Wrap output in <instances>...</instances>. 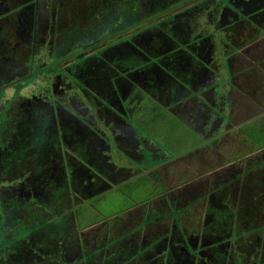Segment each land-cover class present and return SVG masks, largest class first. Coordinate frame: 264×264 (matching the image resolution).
<instances>
[{
  "label": "rangeland",
  "instance_id": "1",
  "mask_svg": "<svg viewBox=\"0 0 264 264\" xmlns=\"http://www.w3.org/2000/svg\"><path fill=\"white\" fill-rule=\"evenodd\" d=\"M0 1L3 5L2 8L5 11H10L6 12L8 15L6 21H9L8 25H10V28L13 26L14 29L11 31L13 38L10 42L8 40L9 43L6 46L8 50L5 54L7 59L0 58V67L3 69L11 67V63L18 61V59L24 62L21 70L18 68L14 72H9L8 68L6 75L0 74V86L6 85L33 71L34 73H31L28 79L25 78L28 82L25 92L29 90V84L32 83L35 92L42 90L41 98L46 100L43 96H48L47 100L49 102L51 101V83L49 81L54 80V75L51 72L55 70L56 74V71H58L56 68H51L52 63H59L67 67V63L74 60L73 58L70 59L71 61L54 60L55 54L61 57L68 52L67 56L77 53L81 47L83 48L84 44L90 41V35H102L104 37L113 29L121 30L128 26L125 30L118 33L122 34L115 37V39L139 30L140 33L136 42H139L142 47L155 46V44L151 43V40L157 27L144 28L150 26L153 21L141 22L137 26L138 28L136 25H132L146 16L147 12L143 10L144 8L141 7V4H147L148 0H140L138 2L140 11L133 10L132 4L127 2L128 0H55V3H50L52 2L51 0L47 5L53 4L55 8L56 2H58L59 10L65 13L66 18L62 17L57 22L56 18L53 17L51 28L43 27L45 31L51 33H45V43L36 47L34 61L31 62L30 60L31 46L29 38L27 46L17 45L20 48H17L16 54L19 50L17 56L21 54L22 56L14 60L13 56L11 57V53L15 40H17L14 33L16 32L17 22L12 13L13 10L18 9L15 7L17 3L13 2V5H7V1ZM208 1L204 3L206 10L208 5H210L207 11L200 12V8L189 11L191 15H186L188 17L184 19L187 20L188 24H193V30L186 33L187 41L193 44L194 35L207 33L202 36L204 38L198 46L201 47L209 42L211 49L206 55L208 66L204 71L202 80H200L201 82L196 84V88L187 86L186 89L188 90L189 88V92L184 91L188 98L178 103L181 108L168 107L165 105L168 104L167 99L165 100L164 98H161V101L159 100L160 104H158L157 99H153L148 92L133 83L130 87V92L135 98L133 111L125 114L126 118H122L131 128V131L125 132V128L120 131L126 135V138H122L120 143V145H124L121 149L122 152L116 150L114 143L110 140L109 131L113 124H105L104 116L100 119L97 118L96 123L99 127H103L105 140L111 147L109 156L107 153L108 160L110 163L115 164V166L107 164V171L109 174H113L117 166L118 169L116 175L114 173L115 177L113 180L116 183L124 182L108 190H105L110 187L106 182L98 185L97 191L89 190V187L86 189L76 187L83 190L82 198L84 199L102 191L101 195L97 196L98 199L95 198L97 200H91L92 206L83 214L85 220H79L80 215H76L81 225L73 226L72 229L67 231V236L73 240H78L80 236L85 240L81 246L85 253L88 251V247L93 244L91 248L97 247L96 251L105 256V258L97 259V262L93 264H111L108 260L114 254H123L124 257L131 258L135 250L136 252L139 250V253L143 250L138 249L142 244L150 246V251L147 249L145 251L148 255L153 252H157L159 255L162 251L161 248H163V242L161 241L157 244L154 239H170L172 235L168 236L166 232L176 229V223L183 225L187 235L193 232L196 234L202 233L204 222L207 218L208 201L211 196L212 204L223 207L222 203H229V208L232 212L234 211L236 215L243 214V219H239L242 221V232H246L250 226L257 228V230L262 229L261 223L264 222V209L262 211L260 206L255 205L262 202L264 206V169H261L263 164L261 166L259 164L264 161L262 158L264 146L261 147V143H264V122L262 124L263 133L259 135L260 137H256L257 139L255 140V143L260 144L257 145L259 148L256 150L254 140L248 134L247 129L244 130V126L249 120V116H255L252 119L253 121L264 120V84L258 83L264 77V36H262L264 32L260 35L262 37L260 39L251 37L249 32L255 33L254 28L251 27L256 24V21L253 19L245 20L238 14L236 15L237 22L233 27L239 30V33L241 29V33H248L249 35L247 34L246 37L240 38L235 36L236 38H234L232 35L236 34L235 30L232 29V33H226L228 27L224 23L227 18L224 16H227L229 8H233V2L237 3L236 0L228 1L229 4L224 0ZM242 1L245 2V0ZM226 4L227 7L224 9ZM48 11L49 13L51 12L50 9ZM223 11L224 16L221 18ZM241 18L246 28L241 26ZM17 19L19 21L24 20L22 18ZM164 22L167 23L168 20L160 21V23ZM165 25L169 26V24ZM30 26L31 24L28 25V28ZM243 29H246V31ZM5 30L6 27L4 26L1 32L4 33ZM221 31L225 32V35ZM176 32L179 33V29H176ZM84 34L87 36L85 39L82 37ZM255 39H258L256 40L258 44L247 45ZM43 45L44 53H42ZM4 46V42L0 40V50L4 49ZM194 47L197 48L196 46ZM121 48H123V45ZM115 50L112 48L109 52L107 50L105 52L110 53ZM96 51L98 49H88L82 54V57L91 52H93L91 54L93 55ZM129 53L130 51H125L123 57L128 58ZM99 56L102 57L104 55L100 52ZM228 57L229 59H227ZM146 58L148 60V57ZM25 61L27 67H25ZM181 65L183 64L181 63ZM103 68L106 69V65L103 64ZM47 70L51 72L45 75ZM79 73L78 70L74 73L78 76L76 80L70 74L64 75V79L74 85L78 84L81 88L82 81H77L81 80ZM180 73L176 71L174 76L180 79ZM21 81H24V79ZM173 81L178 83L175 78H173ZM261 81L262 83L264 82L263 80ZM96 83H100V85L95 84L92 86L96 88L98 93L105 85L108 89L111 88L108 83L102 87L104 83L101 80ZM202 85L211 86V90H203L202 93L199 90L195 92ZM16 87L17 85L13 82L0 89V145L4 143L3 133L6 134V130L8 129L9 131L10 127H13V125L10 126V123L13 122L6 120L4 117V108L8 106L14 107L13 110L6 109L8 111L7 114L11 118L14 116L18 118V114L21 113L19 106L21 101H23L22 98L8 101ZM68 88L70 92L73 90V87ZM87 90L91 93L94 92L90 85L87 86ZM167 90L169 89L164 90L160 96L164 97L166 92L168 98H170ZM190 91L198 95L188 94ZM31 92L32 90L30 89L27 94L30 95ZM214 93H216L215 96H218V98L214 97ZM66 95L67 92L62 96ZM228 102L230 105L227 104ZM85 104H87V101ZM223 113H226L227 117ZM57 120L60 122L58 118ZM55 126L58 127L59 124L55 123ZM251 129L254 128L249 126L250 134H253ZM213 132H219L222 137L213 141L217 137L216 135H214V138L209 137L213 135ZM247 137H249L250 142L247 139L245 140ZM78 143L76 141L75 145H73V147L76 146L74 153L71 151V142H66L64 148H67L66 150L70 149L71 154L74 156L76 161L75 170L82 166L83 169L88 167L91 171L92 166L90 164L77 161L82 156L90 157L91 154L87 150L86 144L81 145ZM104 166L102 164L105 169ZM60 167L57 168L60 169ZM66 167L68 168V166ZM22 170L18 168L12 175L19 178ZM147 170H152L148 172L150 176L144 173ZM87 171L89 170H86V174ZM57 172L55 173L57 174ZM141 172L145 175H142ZM74 176V179L77 180L78 176ZM222 183L225 184L222 185ZM75 185L74 183L73 186ZM222 186L225 187L220 193L217 187L220 188ZM94 189L96 188L94 187ZM15 191H18V189ZM20 193V196H22V192ZM252 196H256V201L252 202L251 200L249 202ZM248 203L249 207L252 208L249 213H247V209L243 208L245 205L248 206ZM147 207H150V209L146 210ZM171 208L175 210L176 215L171 214L173 211L170 213ZM158 212L160 214L163 213V215L158 214L159 216L157 215L158 217L153 222L146 221L148 217L154 218V215ZM72 224L74 225V223ZM158 229L161 232H157ZM122 233L124 237L120 238ZM257 233L256 231L253 234L254 236L250 238L248 234L242 237L243 239L248 238L243 243L244 248L248 247L249 250L247 260H250L257 252V245L255 246L252 241L254 238L256 239ZM63 241L68 242L66 245L68 252L65 255H70L72 261H77V258L81 256L79 252L81 247L75 243V246L70 247L74 244H71L72 242L69 239ZM240 242L238 244L239 247L242 246ZM105 243H108L109 246ZM104 245L105 247L102 248ZM85 246H87L86 249ZM40 252L45 253L44 250ZM106 254L108 257H106ZM232 256L234 254H231ZM150 257L154 258L156 256L153 254V256H148V258ZM134 259H130L128 264H132ZM145 259L147 258H142V260ZM230 259L232 258L221 259L220 264H227ZM62 262L63 260H58L57 258L54 263L63 264ZM139 262L144 261L139 259ZM77 264L84 263L79 262Z\"/></svg>",
  "mask_w": 264,
  "mask_h": 264
},
{
  "label": "trees",
  "instance_id": "2",
  "mask_svg": "<svg viewBox=\"0 0 264 264\" xmlns=\"http://www.w3.org/2000/svg\"><path fill=\"white\" fill-rule=\"evenodd\" d=\"M224 1L228 2V0ZM127 2L134 5L132 0H128ZM236 2L238 1L236 0ZM249 2H251V4L245 9V13L241 12L239 15L245 20L253 19L256 21V24H253L251 27L254 28L255 33L249 34L251 37L259 38L264 32V26H260L264 25V5L261 0H249ZM233 3L235 4V2ZM227 4H229V2ZM164 7H167V5H160L156 2L154 9L147 11V15L155 13ZM143 10L146 11L147 9L144 8ZM176 13L178 17L175 12L171 13L165 10L152 20V25H156L157 27L151 40V43L155 44V46H145L141 48L127 45L131 42H136L140 31L137 30L129 35H123L115 39V37L121 34H114L117 33L119 29H113L111 32L104 35V37H106L114 34L104 46L99 47L102 45V41L96 45V41L104 38L102 35H93L95 37L90 35V41L86 43L98 49L96 53L101 52L104 56L100 57L98 54H90L85 57L74 55L76 60L68 65L67 69L62 67L59 63L55 64V62L52 63L53 65L51 68H56L58 70L56 73L60 75H73L72 77H74L75 80L77 75H74V73L76 68H78L79 74L81 75L79 78H81V80L79 79L77 81H82L81 84L84 89L87 88L84 85L86 81L91 85L98 84L99 86L100 83L96 82L101 80L104 83L102 87H104L106 83L110 84V89L105 85L106 89L104 87L100 93H94L105 107L110 106V102L116 101V98L119 99L120 96L122 97L124 90H127V87H131L132 84L135 83L148 92L153 99H157L158 104H160L159 100L161 98L167 99L166 101L168 104L165 105L172 108L173 106L171 105L175 103L178 104L185 96L183 97V95L175 93L177 96L176 98H173L172 95L168 98L166 92L164 93V97H161L160 94L166 90L165 86L168 83L174 85L172 82L173 78L179 79V77L174 76V74L176 71L180 73L182 70L181 68L183 65H181L180 62L187 44L186 33L189 29L193 28L190 23L188 24L187 20H184L186 19L185 16H182L179 12ZM242 18L240 19L241 26L246 28ZM161 20H168V22L160 23ZM165 24H169V26ZM176 29H179V33L176 32ZM243 30L246 31V29ZM191 33H189V35H191ZM235 33L237 35H232L234 38H236L235 36H239V38L246 37L248 34L241 33V29V34L239 30H236ZM206 34L207 33H203L202 35L198 34L195 37L202 40L204 38L202 36ZM121 44H123V48H121ZM209 44L210 43L207 42L203 46L207 47ZM112 48L116 50L110 53L105 52V50L109 52ZM127 50L130 51L129 56L128 58H124V53ZM137 50L143 51L142 54H138L136 52ZM66 54L67 53H65V55ZM58 56L59 55L55 54L54 60L60 59L64 54L61 57ZM146 57H148V60ZM86 59L87 61H85ZM103 64L106 65V69L103 68ZM190 68L194 72L190 73L189 71L187 73L188 76L195 74L196 71V66L194 64ZM180 75L182 78L183 72L182 74L180 73ZM194 78L195 76L192 79ZM21 80L15 82L19 89L27 86L28 83L26 79H24V81ZM133 80H136V82ZM261 80L264 81V77H262ZM261 80L258 81V83L263 85L264 82L262 83ZM110 91L113 92L112 95H110ZM108 93L109 95H107ZM6 109L7 107L4 108V117L6 120L13 122L10 123V126L13 125V127H10L9 131L7 129L6 134L3 133L2 138L4 139V143L0 145V264H55L54 262L57 258L58 260H63V264H77L79 262L93 264L97 262V259L99 260L101 257L105 258V256H102L96 251L97 247L94 249L91 248L93 244L90 246L87 245L89 247L88 251L85 253L81 247L85 240L81 236L76 241L67 236V231L69 229H72L73 226L77 227L78 224L81 225L79 220H85L83 214L90 208V205H92L91 200L93 201L95 198L98 199V197L96 194H93L86 199L82 198L83 190L79 188H81L82 184H85V177L81 178V183H79L81 176L74 174L75 172L72 174L78 176L77 180L74 179V175L67 177L64 176L62 172L55 173V187L51 186V179L49 181V174L47 171L51 168L52 162L47 160V157L50 158L52 155L51 140L55 139V155L59 153L60 144L57 143L58 136H56L55 133V123L50 111L49 114L45 112L41 114V116L38 115L37 120L28 114L23 115L22 118L13 120L10 116H7ZM124 117L125 115L123 113L122 118ZM263 122L264 120H251L249 122L247 121L244 126V130L247 129L254 143L257 139L256 137H260L259 135L263 133ZM249 126L254 128L251 129L253 134H250ZM214 135L217 137L214 138ZM212 136L214 138L213 141H215L222 137V134L213 132ZM38 139L42 141L40 142ZM246 139L250 142L249 137L245 138V140ZM263 144L264 143H261V147L264 146ZM257 145L260 144H254L255 150L259 148ZM37 148L41 155H36V157H42L41 159L33 158L31 155L30 150ZM8 155H12L14 161L7 164L5 163V156ZM30 155V158H33L32 162H34L33 165L35 166H32L31 169L36 170L37 166L43 165L45 187L41 194L39 193L36 196H20L21 194L19 191H14L4 184H6L9 175L15 172L16 168L13 167L21 163L19 157H29ZM58 158H55V164ZM262 158L264 159V153ZM66 164L67 166H75L76 161H67ZM259 164L260 166L263 164L261 169H264V161H261ZM74 183L76 184L75 186H73ZM223 184L225 183H222V185ZM225 186L220 188L217 187L220 193H222ZM76 187L79 188L77 189ZM42 194L43 196H41ZM76 197H81V199L77 198V200H75ZM211 198L212 196L209 197L208 212L206 213L207 218L204 222L202 233L196 234L193 232L187 235L183 225L181 223H176V229L166 232V235H172L170 239H154L157 244L161 241L163 242V248H161L162 251L159 255L157 252L148 255L145 251L146 249L150 251V246H148V244H142L138 249L143 250L140 253L139 250H137V252L135 250L131 258L124 257L123 254H114L108 261L111 262V264H128L130 259L135 258L133 261L135 264H220L221 259L230 257L232 259H230L227 264H264V222L261 223L262 229L259 227L260 230L250 226V228H247L246 232H242V221L239 219H243V214L236 215L234 211L232 212L229 208V203H222L223 207L212 204L213 201ZM255 198L256 196H252L249 202H251V200L252 202L256 201ZM255 206H260L262 211L264 209L262 202L257 203ZM243 208L248 210L247 213L252 209L249 207V203L248 206L245 205ZM148 209H150V207L146 208V210ZM171 211L173 212L171 213ZM170 213L176 215L175 210L172 208ZM78 214L80 215L79 220L76 218ZM158 214L160 213H156L154 218L148 217L146 221L153 222L159 216ZM160 215H163V213ZM71 222L74 223V225ZM256 231L258 232L256 234L257 237L252 241L255 246L257 245V252L250 260H247L246 258L249 250L248 247L244 248L243 243H245L248 238L243 239L242 237L246 234H248L249 238L253 237ZM157 232L161 231L158 229ZM122 235L123 233L120 238L124 237ZM65 239H69V241L72 242L71 244L75 243L81 247L79 250L81 256L77 258V261H72L70 255H65V253L68 252L66 248L68 242L63 241ZM239 242L242 245L240 247L238 246ZM75 244L70 247L75 246ZM105 244L108 245V243ZM87 246H85V249ZM104 247L105 245L102 248ZM42 250H44L45 253L40 252ZM153 254L156 257L148 258V256H153ZM231 254H234V256L231 257ZM106 257H108L107 254ZM144 257L147 259L142 260ZM139 259L144 262H139Z\"/></svg>",
  "mask_w": 264,
  "mask_h": 264
},
{
  "label": "flooded vegetation",
  "instance_id": "3",
  "mask_svg": "<svg viewBox=\"0 0 264 264\" xmlns=\"http://www.w3.org/2000/svg\"><path fill=\"white\" fill-rule=\"evenodd\" d=\"M2 1H7L8 2L7 5L12 4L13 2L17 3L15 5V7L18 8L17 10H13V13H12V15L16 18V22H17V25L19 27L16 25V29H15L16 32H14V33L16 35L15 37L17 38V40H15V44H14V48H13L12 53H11V57L13 56L14 60L17 58H21L22 54L17 56L19 50L16 54L17 48H20V47H17V45L18 46H21V45L27 46L28 38H29L30 39V46H31L30 60H31V62L34 61V57L36 56V53H35L36 47L38 45L45 43L44 42V41H46V39L44 38V35H46L45 33H48V34L51 33L49 31H45L43 29V27L51 28V25H52L51 21L53 23V17L56 18L57 22H59L60 19H62V17L66 18L65 13L60 12L58 2H56L57 5L55 6V8L53 7V4L48 6L47 3L50 2L51 0H14V1L2 0ZM150 1H151V3H150ZM207 1L208 0H148L147 4H141L143 8L147 9L146 12L151 10V9L153 10L156 2L159 3L160 5H167V7H164L163 9H161L155 13H152V14L150 13L148 15L146 14V16L143 19H140L139 21L133 23L132 25H136V27H137V26H139V24L141 22L152 21L155 16L162 14L165 10H167V12H171V13L175 12L177 17H178V14L176 12H179V14H182V16H185V18H186V17H188L186 15H188V14L191 15L189 13V11H192V10L200 8V12H203L204 10L207 11L210 8V5H208V9L207 10L205 9L204 3H207ZM237 1H238L237 3L233 4V8H229V6H228L229 12H227V16H224V11H223V15L221 16V18L223 16L227 18V21L224 23V25H227V27H228L226 33L231 32L232 29L236 31V28L233 27V25L236 24V22H237L236 15L240 14L241 12L245 13V9L248 8V6L251 4V2H249V0H245V2H243L242 0H237ZM53 2L55 3V0H52V2H50V3H53ZM132 2L134 3V5H132V9L133 10L134 9L139 10L138 2H140V0H132ZM262 3L264 5V0L262 1ZM2 7H3V5H2V2L0 1V8L2 9L0 11V40L3 41L4 45H5L4 46L5 48L0 50V58L7 59V57L5 55L8 51L6 46L13 38L11 31L14 29H13V26L10 28V25H8L9 21H6V18L8 17L6 12H10V11H5V9ZM226 7H227V5H224V9ZM48 9L51 10L50 13H49ZM96 10L94 12H96ZM103 10H105V9H103ZM17 18H19V19L22 18L24 20L19 21ZM23 21H24V23H23ZM30 24H31V26L28 28V25H30ZM190 25L193 27V24H190ZM4 26L6 27V30L4 33H2L1 31H2ZM150 26H146L144 28H152V27H155L156 25L151 24ZM127 27L122 28L121 30H119L117 33H114V34L117 35L122 30H125ZM225 28H226V26H225ZM191 30H193V28L189 29V31H191ZM28 33H30V34L27 35ZM222 33L225 35V32H222ZM249 33H251V32H249ZM114 34L106 36V37H109L108 39H106V37H104L103 39H105V40L96 41V45H98L100 43V41H102L101 43L104 46V44H106V41L108 42L109 39L111 38V36H113ZM197 35H198V33H197ZM194 36H196V35H194ZM262 36H264V35H262ZM82 37L84 39L87 38L86 34H84ZM260 38H262V37H259L258 39H260ZM258 39L250 41L249 44H247V45L249 46V45H253V44H258V42L256 41ZM8 40H9V42H8ZM193 40H194L193 44H190V41H187V44L185 46V50L183 52V57L181 58V63L183 64L182 69L184 70V71L182 70V72H183L182 78L181 79L175 78L176 81L178 80V83H176L172 80L174 85L171 83H168L165 86L166 89H169L167 91L169 92L170 96L172 95L173 98L177 97L175 95V93H179V95L184 94V96H186L183 99H187L188 98L187 94H185V91L189 92V88H188V90L186 89L187 86L196 88V84L198 82H201L200 80H202V76L204 74V71H205V69H207L208 62L206 60V55L209 53V51L211 49V46H210L211 44L207 45V47L206 46L199 47L198 44L200 43L201 40L197 39V37H194ZM76 44H78V43H76ZM102 45L99 47H102ZM121 45H123V44H121ZM127 45H131L132 47L144 48L141 46V44L139 42H135V41L131 42L130 44H127ZM194 46H196L197 48H195ZM81 48L78 50L77 53L67 56L69 54V52H68L66 55H64L60 59L62 61H64V60H70L73 57V59H74L73 61H75L76 59L74 58V55L82 56V54L84 52H86L88 49H93L94 47L91 46L90 44H84L83 48L82 49ZM94 49H96V48H94ZM44 51H45V49H44V45H43L42 53H44ZM93 52H91L90 54H92ZM136 52L138 54H142L143 51L137 50ZM14 54H15V56H14ZM90 54H88V55H90ZM95 54L100 55V52L95 53ZM85 56H87V55H84V57ZM227 59H229V57ZM73 61H71L70 63H67V67ZM227 62H228V60H227ZM23 63L24 62L21 61V59H18V61L11 63V67H8L9 70H8V68L3 69L0 67V74L6 75L7 70L9 72H14V70L18 69V68H19V70H21L23 68ZM193 64L196 66V69H195L196 75L191 74L188 76L187 73L189 71H190V73L194 72L190 68ZM26 65H27V63L25 61V67H27ZM62 67L67 69L66 66H62ZM76 70H78V68H76ZM54 71L51 72V71L47 70L45 73V75H46V74L51 72L54 75V77H53L54 80L49 81V83H51L50 84V95H51V101L50 102L47 100L48 96H43V98L45 97L46 100L41 98V94H42L41 91L42 90L40 92H35L32 83L29 84L30 88H28L29 90L27 92H25V89L27 88V86L22 87L20 89L16 87L14 89V91L12 92V95L8 99V101L15 99V98L16 99H18V98L23 99V101H21L20 106H19L21 108V113L18 114V118H22L23 115L28 114L30 116H33L34 119L37 120L38 115L41 116V114H43L45 112L49 114V111H50L51 116H53L54 123L59 124L58 127L55 126V133H56V136H58L57 141L60 144L59 145L60 150L58 151L59 153H58V155H55V139H54V140H51V142H52V147H51L52 155L50 158L47 157V160L52 162L51 168L47 171V173L49 174V181L51 179V186L55 187V172L56 171L62 172V174L64 176H67V177L73 176L72 173L75 172L74 174L81 176L79 179V183H81V181H80L81 178L85 177V180H87V181L84 180L85 184L81 185V189H86L87 187H89V190L92 189V191H94V190L97 191L98 185H100L104 182H106L109 186H116L117 184H119V185L122 184L124 181L116 183V181L113 180V178L115 177L114 173L116 175V172L118 169L117 166H116V171H114L113 174H109L107 171V168H106L107 164H111V166H113V165L115 166V164L110 163V161L108 160L109 159L108 156H109V152H110L109 149L111 147H110V144H107V142L105 140V134L103 131V127H99L96 122H97V118L100 119L101 117L104 116L105 117V124H109V123L113 124L112 127L110 128V131H109L110 140H112V142L114 143L116 150L122 152L121 149L124 145H120V143L122 141V138H126V135L124 132L121 133L120 131L121 130L123 131L124 128H125V132L131 131V128L123 121L122 116H123V113L125 115V114H128L129 112L133 111V104L135 101L134 96L132 95V97H131L130 87H127L126 88L127 90H124L123 95H125V96L122 95V97L120 96L119 99L116 98V101H111L110 102L111 107L110 106L105 107L104 105H102L100 100H98V98L94 95V93L96 94L98 92H96V88L93 87L89 82H87V81L84 82L85 83L84 85H85V87L90 85L94 91L92 93L90 91H88L87 88L86 89L82 88L83 85L80 88L78 86V84L74 85L72 82H67L64 79V75H60L58 73L55 74ZM31 73H34V72L31 71ZM31 73L30 72L26 73L19 78H22L24 76H26L25 78H27ZM194 76H195V78L192 79ZM79 77H81L80 74H79ZM190 77H191V79H190ZM19 78H17V79H19ZM25 78H22V79H25ZM17 79L14 81H11L10 83L17 82ZM133 81L136 82V80H133ZM66 85L68 87H73V90L70 92V89ZM1 87L2 86H0V89H2ZM52 87H53V89H52ZM30 89L32 90V92L29 95L27 93L30 92ZM198 90L200 91V93H202L203 90L210 91L211 86L208 87L206 85L205 86L202 85L201 88L200 89L197 88L195 92H197ZM101 91L102 90H100L99 93ZM173 91H175V92H173ZM66 92H67V95L62 96ZM112 93L113 92L111 91L110 95H112ZM216 93H214L213 95H214V97L218 98V96H215ZM188 94L192 95L193 93H192V91H190V93H188ZM193 95L197 96L198 94L195 93ZM86 101H87V104H85ZM66 102H68V103H66ZM193 102L195 103L194 99H193ZM227 104L230 105L229 102ZM7 108L13 110L14 107L8 106ZM172 108H181V107L175 103ZM7 113H8V111L6 112V114ZM7 116L9 117V114H7ZM14 117L11 119H13V120L18 119L16 117H15L16 118L15 119ZM113 117H115V118H113ZM226 117H227V114H226ZM57 118L60 120V122L57 120ZM254 118H255V116H249V120H252ZM249 120H247V121H249ZM102 121H104V120H102ZM102 135H103V137H102ZM73 136H75V138H73ZM209 137H213V136H209ZM38 141L41 142L42 140L38 139ZM76 141L79 142L78 144H81V145L86 144L87 145V147H88L87 150H89V152L91 153L90 157L82 156L81 159H77V160H79L80 163L90 164V166H92L91 171H90V168H88L86 166H85L86 168H84V169L82 166H80L76 170H75V166L69 165L68 168L66 167L67 161L71 162V161L75 160L74 156L71 154V151H72V153L75 152L74 148L76 149V146L73 147V145H75ZM66 142L72 143V145L70 146L71 151H70V149L66 150L67 148H64V145L66 144ZM30 151H31V155L33 156V158H36V159L42 158V157H36V155L37 156L41 155L40 151H38V148L37 149H31ZM107 153H108V156H107ZM31 155L29 157L28 156H22V157L20 156L19 157L21 159V163L20 164L18 163V166H14L13 168H16L15 170H17L18 167L23 169L21 172V176L19 178H17V177H14L13 175H9V177L7 178V182L4 185L8 188H11L14 191L18 189L19 193L22 192L23 195H31V196L34 195V196H36L39 193H41L45 187L44 176H43V165L37 166L36 170L31 169V167L34 166L33 165L34 162H32L33 158L32 159L30 158ZM56 157L57 158L59 157L58 161L61 163H59L57 161V163L55 164V158ZM13 161L14 160H13L12 155L5 156V163L8 164V163H11ZM16 162H17V160H16ZM102 164L105 165L104 167L106 169V172H105V169L102 167ZM57 167H60V169ZM86 170H89V171H87V174H86ZM93 175H94V178H93ZM102 178L103 179L106 178V179L103 180ZM94 187L96 189H94ZM77 198L81 199V197H76L75 200H77Z\"/></svg>",
  "mask_w": 264,
  "mask_h": 264
},
{
  "label": "crops",
  "instance_id": "4",
  "mask_svg": "<svg viewBox=\"0 0 264 264\" xmlns=\"http://www.w3.org/2000/svg\"><path fill=\"white\" fill-rule=\"evenodd\" d=\"M224 114H225V113H223V115H224ZM149 171H152V170H147V171H145L144 173H145V174H148V172H149ZM137 173H138V172H137ZM137 173H136V174H137ZM144 173L142 174V172H141V174H142V175H145ZM148 175L150 176V174H148ZM117 185H119V184H117ZM117 185H116V186H110L109 188H107V189H105V190H108V189H110V188L117 187ZM120 185H121V184H120ZM101 193H102V191H101V192H98V193H96V196H99V195H101ZM91 206H92V205H90V207H91Z\"/></svg>",
  "mask_w": 264,
  "mask_h": 264
},
{
  "label": "water",
  "instance_id": "5",
  "mask_svg": "<svg viewBox=\"0 0 264 264\" xmlns=\"http://www.w3.org/2000/svg\"><path fill=\"white\" fill-rule=\"evenodd\" d=\"M109 37H106V39H108ZM102 40H105V39H102ZM99 43V42H98ZM26 76H24V77H22V78H25ZM22 78H19V79H17V81H19V80H21ZM10 84H12V83H9V84H6V85H4V86H2L1 88H4V87H6V86H8V85H10Z\"/></svg>",
  "mask_w": 264,
  "mask_h": 264
}]
</instances>
